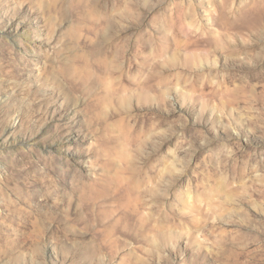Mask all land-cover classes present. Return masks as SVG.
I'll return each instance as SVG.
<instances>
[{
	"label": "rangeland",
	"instance_id": "374dc122",
	"mask_svg": "<svg viewBox=\"0 0 264 264\" xmlns=\"http://www.w3.org/2000/svg\"><path fill=\"white\" fill-rule=\"evenodd\" d=\"M0 264H264V0H0Z\"/></svg>",
	"mask_w": 264,
	"mask_h": 264
}]
</instances>
